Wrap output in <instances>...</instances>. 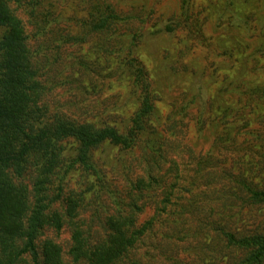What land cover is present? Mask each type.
<instances>
[{
    "label": "trees",
    "instance_id": "obj_1",
    "mask_svg": "<svg viewBox=\"0 0 264 264\" xmlns=\"http://www.w3.org/2000/svg\"><path fill=\"white\" fill-rule=\"evenodd\" d=\"M9 2L0 0V264H198V259L186 261L177 257L178 253L173 254L159 240L154 239L155 244L147 246L154 226H162L164 230H157L172 234L186 219L182 210L176 212L167 207L173 206L170 189L178 175L173 174V162L165 157L167 142L160 131L163 123L155 116L153 89L137 52L141 33L128 28L117 31V25L123 26L128 16L110 5H97V14L84 25L87 32L97 37L94 46L98 57L108 55L104 40L112 38L110 53L115 59L116 78L123 73L127 76L129 98L136 100L130 115L118 110L121 105L116 104L117 100L104 104L101 100L89 103L80 99L87 89L79 86V77L87 76L89 81L97 76L106 77L98 59L93 64L76 58L69 64L62 61L71 70L58 76L59 80L76 85L77 99L54 108L45 99L48 89L39 78V58L34 56L23 22ZM187 4V0H181L182 13ZM42 12L29 13L36 25L33 36L47 39L49 34L61 43L70 38L80 40L78 35L63 32L57 23L59 17L50 16L48 9ZM84 40L82 37L81 42ZM60 48L56 44L52 49L59 58ZM77 65L88 67L79 73ZM94 66L99 67L100 73ZM242 84L243 91L241 88L236 96L239 105H233L231 98L224 102V93L218 96L228 105L220 114L226 122L240 119L246 108L253 110V97L264 95L263 83L250 87L249 96L244 91L247 84ZM225 90L234 92L228 86ZM192 95L185 103H175L176 110L187 112L195 99ZM207 110L204 103L197 111L199 130L203 125L200 115ZM227 134L230 138V131ZM247 136L257 140L248 141L253 147L257 144L255 149L262 148L261 135ZM69 140L74 146L67 148L65 143ZM100 146L103 159H96L93 151ZM115 147L116 154L106 150ZM211 147H217L218 152V139ZM75 170L88 175L84 189L70 185V175ZM240 182L252 204L264 202V179L252 182L241 176ZM87 190L96 193L106 226L104 236L92 244L76 220ZM174 200L179 203L176 197ZM149 205L164 210L140 219ZM65 227L69 232V263L52 235ZM163 231L154 236L163 238ZM219 232L226 248L242 254L216 264H264V232L224 228Z\"/></svg>",
    "mask_w": 264,
    "mask_h": 264
},
{
    "label": "rangeland",
    "instance_id": "obj_2",
    "mask_svg": "<svg viewBox=\"0 0 264 264\" xmlns=\"http://www.w3.org/2000/svg\"><path fill=\"white\" fill-rule=\"evenodd\" d=\"M187 1L185 13L181 12V0H10L9 3L23 22L34 56L39 58V78L48 89L44 95L51 107L76 98V85L59 80L71 70L65 64L75 58L90 64L98 59L106 77L97 76L91 81L87 76L79 77V86L87 89L79 97L89 103L101 100L112 104L117 100L116 104L121 105L118 110L125 116L135 110L136 100L129 98L127 76L123 73L116 78L115 59L110 53L113 40H104L108 55L98 57L94 46L97 37L87 32L84 25L97 14L95 7L99 4L110 5L128 16L123 26L117 25V31L128 28L142 35L137 52L153 89L155 116L163 123L160 131L167 142L165 157L173 162V174L178 175L170 189L173 206L167 207L171 211L182 210L186 219L172 234L163 231L162 226H154L147 246L159 240L183 260L198 259V264L224 263L229 258L237 259L242 252L226 248L220 228L264 232V202L252 204L240 182L241 176L252 182L264 179V95L256 94L250 103L253 110L246 108L240 119L226 122L220 118L221 109L228 106L224 102H230L231 98L233 105H239L236 96L241 88L243 91V82L247 84L245 96L252 94L250 87L254 84H264V0ZM45 9L50 16L59 17L58 26L65 34L78 35L80 40L70 38L73 42L68 44L69 41L61 43L49 34L47 39L33 36L36 25L29 13L38 15ZM82 37L85 40L81 42ZM56 44L61 45L60 58L52 52ZM87 67L77 65V70L81 73ZM94 69L100 73L99 67ZM226 86L234 92H227ZM193 93L195 99L189 103L188 111H177L175 103H185ZM220 93L227 96L224 102L218 98ZM204 103L208 110L200 115L203 125L199 130L197 111ZM106 107L112 109V106ZM247 135H261L262 148L255 149L257 144L253 147L248 141L257 143V140ZM215 139L220 144L218 152L217 147H211ZM65 146L73 147L74 143L69 140ZM106 150L110 154L118 151L117 147ZM103 154L101 146L93 151L96 159H103ZM70 176L71 186L81 185L84 189L88 183V175L79 170ZM98 201L96 193L85 191L76 216L90 244L106 232L103 209ZM163 210L149 205L140 219ZM161 231L163 238L159 237ZM156 232L159 236H154ZM52 235L69 263L68 229L65 227Z\"/></svg>",
    "mask_w": 264,
    "mask_h": 264
}]
</instances>
